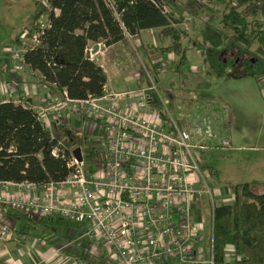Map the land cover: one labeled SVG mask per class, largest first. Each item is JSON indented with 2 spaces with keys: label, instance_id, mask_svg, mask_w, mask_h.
Masks as SVG:
<instances>
[{
  "label": "built area",
  "instance_id": "built-area-1",
  "mask_svg": "<svg viewBox=\"0 0 264 264\" xmlns=\"http://www.w3.org/2000/svg\"><path fill=\"white\" fill-rule=\"evenodd\" d=\"M163 8L169 12L167 5ZM48 26L44 21L40 31ZM39 35L32 40L34 46ZM9 51L14 73L23 71L26 50L14 47ZM97 54L89 50L91 59ZM148 78L150 85L142 90L74 102V114L94 119L103 130L100 159L89 158L80 147L82 162L72 156L68 163L72 172L62 182L44 186L0 182V186L18 189L16 195L0 194V222L10 210L29 219L59 216L83 226L84 236L102 248L112 264H215L213 240L207 254L199 241V199L200 195L210 199L213 222L220 202L209 184L213 173L207 159L215 151L231 148V141L220 139V129L211 118L183 119L180 126L159 86ZM156 99L162 107L155 104ZM124 100L130 102L122 106ZM70 102L55 98L39 108L38 118L56 134L62 110ZM61 147L54 150L55 156L65 154ZM88 159L98 164L99 176L90 171ZM38 188L43 189L41 195L34 193ZM11 229L9 223L0 225V237L11 240Z\"/></svg>",
  "mask_w": 264,
  "mask_h": 264
},
{
  "label": "trees",
  "instance_id": "trees-1",
  "mask_svg": "<svg viewBox=\"0 0 264 264\" xmlns=\"http://www.w3.org/2000/svg\"><path fill=\"white\" fill-rule=\"evenodd\" d=\"M217 1L224 6L222 12L216 10L223 29L204 32L205 65L220 77L264 78V0ZM164 5H168L167 0H34L33 20L24 39L31 41L40 32L38 43L26 48L21 38L15 41L26 48L25 66L38 72L54 94L72 101L70 104L97 99L105 95L108 77L91 59L90 43L111 47L139 39L145 31L159 30L161 43L171 38L169 50L181 52L184 33L181 36L176 25L185 18L165 13ZM208 6L203 3L201 10L207 12ZM46 20L49 26L40 31ZM228 53L232 56L222 60ZM155 104L162 107L159 99ZM74 116L80 118L76 112ZM177 121L180 126L185 123ZM57 147L65 154L55 156ZM80 147L83 151L92 149L89 137L67 126L64 118L54 134L33 108L0 101V182L39 186L62 182L71 174L68 163ZM232 192L234 200L220 203L214 211L215 264H264V193L254 192L249 183L235 184ZM12 213L7 214V220ZM230 246L235 255L232 261L227 255Z\"/></svg>",
  "mask_w": 264,
  "mask_h": 264
},
{
  "label": "rangeland",
  "instance_id": "rangeland-1",
  "mask_svg": "<svg viewBox=\"0 0 264 264\" xmlns=\"http://www.w3.org/2000/svg\"><path fill=\"white\" fill-rule=\"evenodd\" d=\"M167 1L168 13H176L177 17L182 14L185 18L182 24L176 25L181 36L184 33L180 41L181 52L169 50L168 47L173 45L171 38L166 40L165 44L161 43L160 31L151 30L144 33L141 38L133 40V47H130L132 52L129 55L123 54L121 64L118 62L119 66L115 64V67L109 68L110 85L114 92L107 90L106 93L122 94L129 90L148 87L150 85L148 75L151 76L176 119L211 118L220 129V139L230 140V133H233L234 141L231 148L215 151L212 157L207 159V167L213 173V179H209V184L215 200L220 201L218 194L220 189L231 191L235 184L245 182L256 181L249 183L254 192L264 193V78L259 80L254 77H220L210 72L205 65L204 32L211 28L212 31L223 29L218 20L220 15L216 10L222 12L224 6L217 0ZM203 3L209 5L207 12L201 10ZM214 3L217 4V9L214 8ZM33 15L34 0H0L1 49L4 44L12 45V40L16 37L22 39L26 45L24 47H34L32 40L24 39V35L31 27ZM150 47L153 51L149 49ZM16 48L24 49L19 45H16ZM106 48L108 47L100 43L99 54H104ZM255 50L256 47L253 48V51ZM183 56H186V60ZM231 56V53H228L221 58L226 61V58ZM130 74L138 77V88L136 82L124 81ZM228 114L229 123L226 127L225 118ZM206 169L208 176L209 169ZM225 199L232 200L233 195ZM199 200V206L202 208L199 241L207 254L212 239L210 199L207 195H200ZM8 223L10 224L9 221ZM8 223L4 221L0 222V225ZM65 240L68 241L64 242ZM69 242L71 243L69 238L64 237L63 242L59 244L68 246ZM91 245L96 248L94 244ZM72 246L76 247L77 244L73 243ZM98 250L104 256L103 249ZM227 255L229 261L235 259L231 246L227 249ZM99 262L112 264L113 260L108 257L104 262L98 258L97 263ZM91 264L96 263L92 261Z\"/></svg>",
  "mask_w": 264,
  "mask_h": 264
},
{
  "label": "crops",
  "instance_id": "crops-1",
  "mask_svg": "<svg viewBox=\"0 0 264 264\" xmlns=\"http://www.w3.org/2000/svg\"><path fill=\"white\" fill-rule=\"evenodd\" d=\"M146 32L148 31L143 32V34ZM16 38H13L12 45L4 44L2 49L0 46V101H13L15 104H24L38 111L45 103L51 102L55 98H60V96L54 94L48 85L42 83L43 78L38 72H33L25 66L23 71L14 73L13 57L9 49L16 47ZM132 45L133 40L129 39L106 48L104 54L101 55L98 51L99 44H89V50L98 53L95 59H92L101 65L107 74L108 82L106 90L114 92L110 85L111 70L109 68L111 66L115 67V64L119 66L123 60V54L127 53L129 55L132 52L130 48L133 47ZM129 80L136 82L138 88L139 82H137V76L130 74L126 80L124 79L125 82H129ZM128 102L130 100H124L121 102V105L123 106ZM62 114L67 126L89 137L92 149L84 150V154H88V157L91 155L93 160L100 159L105 143L103 130L100 125L94 119L75 117L72 112V104H66V107L62 110ZM53 119L54 116H52L51 121ZM230 134V141L233 144L234 136L233 133ZM91 161L88 159V163H91L90 171L94 175L99 176L102 171H99L98 164L94 165ZM245 183L252 184L256 183V181ZM42 192L43 189L38 188L34 193L41 195ZM223 192L224 190L222 189L218 191L220 195L219 202L231 203L234 200L232 188L231 191L226 190V193L228 192L227 195L226 193L222 194ZM0 194L6 196L16 195L18 194V189L11 186H0ZM230 195H233L232 200L225 199ZM222 199L224 200L222 201ZM10 212L12 211L10 210ZM5 221H7V218ZM8 221L12 227V238L9 241H5L0 237V264H91L92 261L96 264H102V262L97 263L98 258L106 262L107 258H104L105 255L103 256L98 248L93 247L92 243L84 236V228L80 224L68 222L59 216L29 219L17 212H13L11 216L9 215ZM26 227L27 229H25ZM46 235L48 239H46ZM64 237L69 238L71 241L68 246L59 244L63 242ZM66 241L68 240L64 242ZM73 243L77 244V246H72Z\"/></svg>",
  "mask_w": 264,
  "mask_h": 264
},
{
  "label": "water",
  "instance_id": "water-1",
  "mask_svg": "<svg viewBox=\"0 0 264 264\" xmlns=\"http://www.w3.org/2000/svg\"><path fill=\"white\" fill-rule=\"evenodd\" d=\"M74 156H75V158H76L78 161L82 162L83 157H82V153H81V148H78V149H76V150L74 151Z\"/></svg>",
  "mask_w": 264,
  "mask_h": 264
}]
</instances>
